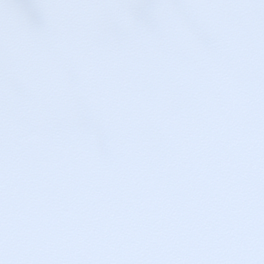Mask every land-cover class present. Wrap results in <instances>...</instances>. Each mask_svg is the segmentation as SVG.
<instances>
[{"label":"snow or ice","instance_id":"1","mask_svg":"<svg viewBox=\"0 0 264 264\" xmlns=\"http://www.w3.org/2000/svg\"><path fill=\"white\" fill-rule=\"evenodd\" d=\"M0 264H264V0H0Z\"/></svg>","mask_w":264,"mask_h":264}]
</instances>
